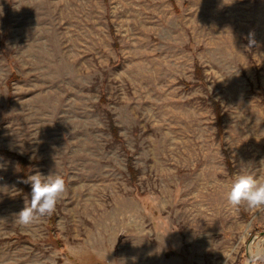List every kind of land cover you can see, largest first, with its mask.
Listing matches in <instances>:
<instances>
[{"label":"rangeland","instance_id":"rangeland-1","mask_svg":"<svg viewBox=\"0 0 264 264\" xmlns=\"http://www.w3.org/2000/svg\"><path fill=\"white\" fill-rule=\"evenodd\" d=\"M262 165L264 0H0V264H264Z\"/></svg>","mask_w":264,"mask_h":264},{"label":"clouds","instance_id":"clouds-1","mask_svg":"<svg viewBox=\"0 0 264 264\" xmlns=\"http://www.w3.org/2000/svg\"><path fill=\"white\" fill-rule=\"evenodd\" d=\"M247 39L248 45L245 47L256 44L254 33L250 32ZM23 182L31 185L30 199L25 201V206L15 216L19 225L28 226L39 218L55 212L66 185L62 176L53 173L45 176L39 172L29 175ZM227 201L232 206L246 203L252 209L264 208V175L243 173L235 175L227 193Z\"/></svg>","mask_w":264,"mask_h":264},{"label":"trees","instance_id":"trees-1","mask_svg":"<svg viewBox=\"0 0 264 264\" xmlns=\"http://www.w3.org/2000/svg\"><path fill=\"white\" fill-rule=\"evenodd\" d=\"M6 153V152H5ZM23 168H24V166H23Z\"/></svg>","mask_w":264,"mask_h":264}]
</instances>
